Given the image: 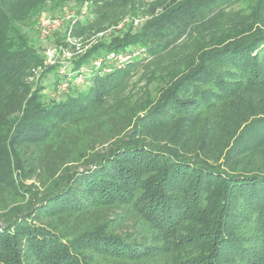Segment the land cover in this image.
I'll list each match as a JSON object with an SVG mask.
<instances>
[{
    "label": "trees",
    "instance_id": "16d2710c",
    "mask_svg": "<svg viewBox=\"0 0 264 264\" xmlns=\"http://www.w3.org/2000/svg\"><path fill=\"white\" fill-rule=\"evenodd\" d=\"M70 2L93 14L73 36L111 34L68 70L135 46L150 60L60 91L29 33ZM8 204L0 264H264V0H0Z\"/></svg>",
    "mask_w": 264,
    "mask_h": 264
},
{
    "label": "built area",
    "instance_id": "2783aa9c",
    "mask_svg": "<svg viewBox=\"0 0 264 264\" xmlns=\"http://www.w3.org/2000/svg\"><path fill=\"white\" fill-rule=\"evenodd\" d=\"M74 12H69L66 15H56L52 17H47L45 15H41L37 19V25L35 29L40 36V38H45L52 34L54 30L60 27L61 23L64 19H69ZM134 24H137V20H134ZM119 26H122L120 24ZM75 46V51H65L64 54L68 57L72 56L73 53H79L82 51V47H78L76 43L73 44ZM48 58L50 60L49 63H54L53 55H49L47 52ZM134 59H149L147 51L145 48L141 46L130 47L126 50L121 51H110L105 53L104 55L95 56L90 63V66L81 65L74 70H68L67 65L69 61H62L59 66L58 72L62 76L60 83L57 84V88L60 91L66 90L72 84H85L87 78L91 72L97 70L101 73L110 72L114 68L123 67L127 62H130Z\"/></svg>",
    "mask_w": 264,
    "mask_h": 264
},
{
    "label": "rangeland",
    "instance_id": "374dc122",
    "mask_svg": "<svg viewBox=\"0 0 264 264\" xmlns=\"http://www.w3.org/2000/svg\"><path fill=\"white\" fill-rule=\"evenodd\" d=\"M74 12V15H72L69 19H64V21L61 23L60 27H58L56 30H54V32L52 34H50L49 36L45 37V38H38L36 37V29H35V26L37 25V19L39 16L41 15H45L47 17H52V16H56V15H66L68 14L69 12ZM93 17V14L90 12L89 8H88V5L87 4H79V3H76V2H70L68 3L64 10L62 11H59L55 14H48L47 12H42L40 13L37 18H36V21H35V24H34V31L30 32L29 34H32L35 36L36 40H37V45L39 48H45V54H48L50 55H53V58H54V63H57V62H62V61H70V59L72 60V56L68 57L64 54L63 52V47L62 45H58L56 43V40H57V37L59 38V36H62L64 35V40H62L61 42L62 43H70V44H74L76 43V45H78V47L80 48L81 46L82 49H86L87 47H89L91 44L95 43L96 41H98L99 39H107L111 32L110 31H105L106 29H104V31L102 32H94V33H91L90 35H87V36H82V37H76V36H73L72 33H71V28L72 26H74L76 23L78 22H83L85 21L86 22V19L87 20H91V18ZM127 17V16H125ZM125 19V20H124ZM123 20V23H129L131 21H133L134 17L131 18H124ZM129 19H131L129 21ZM136 19V18H135ZM138 21V24H140V19H136ZM122 21H120L117 25H116V28L118 29L120 26V24H123L121 23ZM134 24V23H133ZM137 25H134L135 27ZM43 51V50H42ZM46 56V55H45ZM48 60H50L49 58L46 57V62H49ZM150 60L147 59L146 61ZM53 63V64H54ZM51 64V63H49ZM70 69V66L69 68ZM55 77L53 74H51L49 76V78L46 80V87L49 89L53 86V81H54ZM156 83V82H155ZM155 83L149 85V88L151 89V92L154 94L155 92ZM143 82H140L139 84L137 83V85H142ZM69 88V87H68ZM67 88V89H68ZM108 110V109H107ZM82 141H81V145H82ZM26 184L30 183L31 182V179H27L25 180ZM12 198H14V196H12ZM15 200H17L15 203H17L20 199L18 198H14ZM11 204L7 205L6 207H3L2 205V208H0V214L2 211H6V210H9L11 208Z\"/></svg>",
    "mask_w": 264,
    "mask_h": 264
}]
</instances>
